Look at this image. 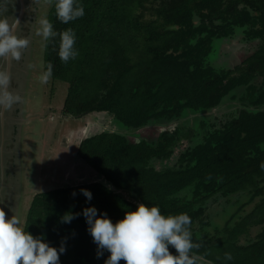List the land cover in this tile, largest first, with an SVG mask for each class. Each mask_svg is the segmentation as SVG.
Instances as JSON below:
<instances>
[{
	"label": "trees",
	"instance_id": "trees-1",
	"mask_svg": "<svg viewBox=\"0 0 264 264\" xmlns=\"http://www.w3.org/2000/svg\"><path fill=\"white\" fill-rule=\"evenodd\" d=\"M81 3L84 17L63 24L52 0L45 18L57 32L75 31L79 55L65 64L59 36L45 41L44 71L51 62L50 81L67 84L66 117L108 114L128 133L83 139L77 156L104 183L36 194L23 227L53 247L63 243L60 264H105L110 253L97 257L83 209L95 206L115 223L141 203L158 205L162 214L191 217L198 264H264V226L255 241L240 244L251 228L264 225V0ZM238 33L244 41H259L257 50L233 69L213 65L218 42ZM232 101L237 109L226 121H207L211 111ZM190 116L191 124L185 122ZM172 124L176 128L168 130ZM156 126V138L136 134ZM184 141L189 145L177 164L165 165ZM81 189L93 193L91 202ZM244 194L251 202L262 198L233 227L210 233L208 202ZM68 211L79 215L62 223Z\"/></svg>",
	"mask_w": 264,
	"mask_h": 264
},
{
	"label": "rangeland",
	"instance_id": "rangeland-1",
	"mask_svg": "<svg viewBox=\"0 0 264 264\" xmlns=\"http://www.w3.org/2000/svg\"><path fill=\"white\" fill-rule=\"evenodd\" d=\"M51 3L52 0H26L28 10L16 35L28 38L30 44L27 49L21 50L22 57L19 61L12 59L9 88L13 95H19L20 100L6 109L3 122L0 106V159L3 152L2 157L6 161L5 173L2 170L0 173V206L4 207L9 218L14 214L10 209L18 213L22 226L36 194L61 186L104 183L100 175L77 156L83 139L101 132L128 133L120 129L108 114H91L80 120L66 117L62 110L67 84L53 81L40 83V76L44 72L45 40L37 33L40 21L45 19ZM20 7L18 0H1L0 18L14 22L20 13ZM258 45L259 41H244L241 33L219 41L213 65L233 69L251 56ZM6 67V57L0 58V72H6ZM237 105V101H232L214 109L207 115V121L217 124L222 120L226 121L229 115L235 113ZM194 117L190 116L185 122L191 124ZM176 125L169 127L173 130ZM160 127L156 126L153 131L148 127L136 134H150L152 138H156ZM3 132L4 138L1 137ZM188 145L187 141L182 142L171 160L164 164H177L180 153ZM156 166L160 169L161 164ZM125 196L132 200L130 195ZM219 198L209 201L207 207L206 221L211 223L207 230L212 234L216 228L223 231L227 226L233 227L251 213L262 197H257L252 202L250 194ZM263 226L251 228L248 235L241 237L240 244L247 245L255 241Z\"/></svg>",
	"mask_w": 264,
	"mask_h": 264
},
{
	"label": "clouds",
	"instance_id": "clouds-1",
	"mask_svg": "<svg viewBox=\"0 0 264 264\" xmlns=\"http://www.w3.org/2000/svg\"><path fill=\"white\" fill-rule=\"evenodd\" d=\"M55 11L57 19L63 24L85 15L81 0H55ZM18 27V19L10 23L7 18H0V58L10 57L19 61L21 50L29 47L28 38L15 34ZM37 34L45 41L59 36L58 55L65 64L79 55L75 47L77 35L73 29L57 32L45 18L40 21ZM53 74V64L49 62L40 76V83L47 84ZM10 83V74L0 72V106L6 109L20 100L19 95L9 91ZM261 167L264 168V164ZM80 191L91 202L93 193L88 189ZM10 211L14 214L9 218L4 207L0 206V264H60V257L66 252L64 244L56 248L44 236H34L22 226L19 214L13 209ZM78 215L68 211L63 215L62 223H71ZM82 215L97 245V257L110 253L105 264H120L121 260L125 264H198V258L192 253L199 245L193 242L190 230L192 220L187 213L165 215L158 205L141 203L135 211H127L124 218L115 223L106 212L100 214L95 206L83 209ZM170 249H175V254ZM226 259L231 260V255L227 254Z\"/></svg>",
	"mask_w": 264,
	"mask_h": 264
},
{
	"label": "water",
	"instance_id": "water-1",
	"mask_svg": "<svg viewBox=\"0 0 264 264\" xmlns=\"http://www.w3.org/2000/svg\"><path fill=\"white\" fill-rule=\"evenodd\" d=\"M19 3H20V13L18 15V17L16 18V20L18 19L20 21V26L22 24V19L23 17L25 16L26 14V11L28 10L27 8V5H26V0H18ZM1 2V0H0ZM15 20V21H16ZM19 28V27H18ZM18 30V29H17ZM17 30H16V33H17ZM15 33V34H16ZM6 61H7V67H6V73L10 74V77L12 79V69H11V66H12V59L10 57H6ZM11 84V83H10ZM10 88V86H9ZM6 112V108H4L3 106L1 107V115H2V122L4 121V113ZM172 128L169 127L168 130H171Z\"/></svg>",
	"mask_w": 264,
	"mask_h": 264
},
{
	"label": "crops",
	"instance_id": "crops-1",
	"mask_svg": "<svg viewBox=\"0 0 264 264\" xmlns=\"http://www.w3.org/2000/svg\"><path fill=\"white\" fill-rule=\"evenodd\" d=\"M5 119V118H4ZM5 121V120H4ZM3 131H4V128H3ZM2 136V138H4L5 137V134H4V132H3V134H1ZM2 145H3V140H2ZM2 149V148H1ZM2 154H3V152H2ZM2 154H1V159H0V173H1V170H2V173H5V164H6V161H5V158L4 157H2ZM8 163V162H7ZM8 166V165H7ZM3 176H4V174H3Z\"/></svg>",
	"mask_w": 264,
	"mask_h": 264
},
{
	"label": "flooded vegetation",
	"instance_id": "flooded-vegetation-1",
	"mask_svg": "<svg viewBox=\"0 0 264 264\" xmlns=\"http://www.w3.org/2000/svg\"><path fill=\"white\" fill-rule=\"evenodd\" d=\"M2 144V143H1Z\"/></svg>",
	"mask_w": 264,
	"mask_h": 264
}]
</instances>
